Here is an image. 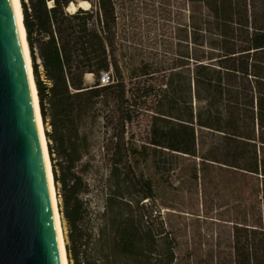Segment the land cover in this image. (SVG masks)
<instances>
[{
  "label": "trees",
  "instance_id": "trees-1",
  "mask_svg": "<svg viewBox=\"0 0 264 264\" xmlns=\"http://www.w3.org/2000/svg\"><path fill=\"white\" fill-rule=\"evenodd\" d=\"M79 1L90 8L20 0L68 264H175L169 237L148 227L147 204L186 159L210 186L209 173L239 174L234 264H264V0H185L175 58L136 66L119 41L116 1ZM228 26L250 31L246 52L222 56ZM144 116L149 132L137 146L130 128ZM98 121L109 175L92 242L79 198L89 193Z\"/></svg>",
  "mask_w": 264,
  "mask_h": 264
},
{
  "label": "rangeland",
  "instance_id": "rangeland-1",
  "mask_svg": "<svg viewBox=\"0 0 264 264\" xmlns=\"http://www.w3.org/2000/svg\"><path fill=\"white\" fill-rule=\"evenodd\" d=\"M77 1L80 8H90L88 4ZM115 1L119 41L124 48L125 60L135 66L140 62L171 63L178 51V31L186 24L189 15L186 1ZM74 11L75 8L71 7L70 12ZM223 34L222 56L246 52L251 34L249 30L228 26ZM88 81L93 82L92 78H88ZM149 121V117H141L130 128L137 146H142L146 141ZM89 133L92 167L85 178L89 193L79 200L86 210L82 230L95 242L104 213V183L109 175V167L102 149L105 139L103 123L98 121L89 129ZM202 178L199 161L186 159L174 175L160 179L156 201L147 204L148 227L154 232L163 230L169 237L175 264H234L233 228L240 220V176L232 172L207 174V182L214 179L215 186L203 184ZM57 205L58 208L62 206L60 198H57ZM60 221L65 246H72L62 214Z\"/></svg>",
  "mask_w": 264,
  "mask_h": 264
},
{
  "label": "water",
  "instance_id": "water-1",
  "mask_svg": "<svg viewBox=\"0 0 264 264\" xmlns=\"http://www.w3.org/2000/svg\"><path fill=\"white\" fill-rule=\"evenodd\" d=\"M0 264H61L11 0H0Z\"/></svg>",
  "mask_w": 264,
  "mask_h": 264
},
{
  "label": "bare ground",
  "instance_id": "bare-ground-1",
  "mask_svg": "<svg viewBox=\"0 0 264 264\" xmlns=\"http://www.w3.org/2000/svg\"><path fill=\"white\" fill-rule=\"evenodd\" d=\"M11 5H12V8H13L14 14H15L16 28H17L19 38L21 41L25 66H26L29 84H30L31 96H32L34 113H35V119H36L38 134H39V138H40L41 151H42V154L44 157L46 176H47V180H48L49 198H50V203L52 206V212H53L54 224H55V229H56L58 247H59V251H60L61 264H68V260H67V256H66V250H65V243H64V238H63L64 236H63V231H62V226H61V221H60V214L58 212L57 196H56V191H55V187H54L51 164H50L48 150H47L46 138L44 135V127H43L42 119H41V115H40V108H39L37 91H36V87L34 84V78H33V72H32V61H31V57H30L28 44L26 41V32H25L24 25H23V14H22V8H21L20 0H11Z\"/></svg>",
  "mask_w": 264,
  "mask_h": 264
},
{
  "label": "built area",
  "instance_id": "built-area-1",
  "mask_svg": "<svg viewBox=\"0 0 264 264\" xmlns=\"http://www.w3.org/2000/svg\"><path fill=\"white\" fill-rule=\"evenodd\" d=\"M105 78H106V77H105ZM105 78H104V79H105Z\"/></svg>",
  "mask_w": 264,
  "mask_h": 264
}]
</instances>
